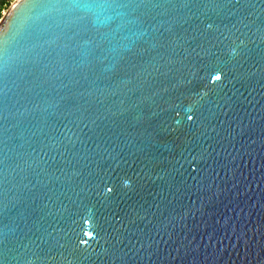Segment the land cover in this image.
I'll list each match as a JSON object with an SVG mask.
<instances>
[{"label":"water","instance_id":"obj_1","mask_svg":"<svg viewBox=\"0 0 264 264\" xmlns=\"http://www.w3.org/2000/svg\"><path fill=\"white\" fill-rule=\"evenodd\" d=\"M0 264H264V0H15Z\"/></svg>","mask_w":264,"mask_h":264},{"label":"rangeland","instance_id":"obj_2","mask_svg":"<svg viewBox=\"0 0 264 264\" xmlns=\"http://www.w3.org/2000/svg\"><path fill=\"white\" fill-rule=\"evenodd\" d=\"M8 1H9V3L6 4V5L3 7L2 11H1L0 20H1V18L3 17V15L5 14V12L8 10V8L11 6V4H12L15 0H8Z\"/></svg>","mask_w":264,"mask_h":264},{"label":"trees","instance_id":"obj_3","mask_svg":"<svg viewBox=\"0 0 264 264\" xmlns=\"http://www.w3.org/2000/svg\"><path fill=\"white\" fill-rule=\"evenodd\" d=\"M9 1L8 0H0V15H1V11L3 9V7L8 4Z\"/></svg>","mask_w":264,"mask_h":264}]
</instances>
